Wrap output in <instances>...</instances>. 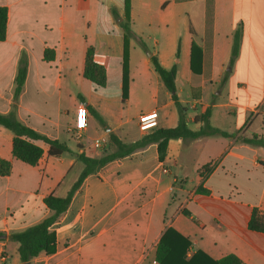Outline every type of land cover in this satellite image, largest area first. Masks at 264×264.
Listing matches in <instances>:
<instances>
[{
    "label": "crops",
    "instance_id": "0c3cea01",
    "mask_svg": "<svg viewBox=\"0 0 264 264\" xmlns=\"http://www.w3.org/2000/svg\"><path fill=\"white\" fill-rule=\"evenodd\" d=\"M0 5L8 8L7 34L0 40V112L14 109L22 122L71 149L53 156L47 142L33 139L44 152L31 165L13 155L14 134L0 124V159L11 162L10 173L0 175V231L7 234L0 239V264H20L19 243L8 235L53 212L44 197L67 194L84 168L78 153L115 151L111 133L124 142L141 138L146 132L139 118L146 112L157 111V127L178 124L179 111L152 65L153 54L167 68L177 65V95L188 126L199 129L196 116L211 105V124L232 135L171 138L164 160L152 142L89 173L51 225L55 251L41 252L30 264H161L157 248L169 228L191 241L187 256L198 250L214 259L234 253L244 264H264V232L248 226L254 206L264 212V147L243 140L264 136V0H215L211 52L199 59V73L191 68V47L193 41L205 47L206 0H130L129 24L146 48L130 40L124 101L125 0ZM237 29L239 53L230 63ZM88 46L106 68L104 86L84 76ZM47 47L54 48L53 60L44 59ZM23 52L27 76L15 98ZM180 77L184 84L178 86ZM83 105L92 109L87 107L88 127L79 130ZM207 163L213 167L203 176Z\"/></svg>",
    "mask_w": 264,
    "mask_h": 264
},
{
    "label": "trees",
    "instance_id": "16d2710c",
    "mask_svg": "<svg viewBox=\"0 0 264 264\" xmlns=\"http://www.w3.org/2000/svg\"><path fill=\"white\" fill-rule=\"evenodd\" d=\"M185 1V0H176ZM215 0H206V34L204 50L200 48L194 41L191 47V68L194 72H200L197 69L199 59H203L206 54L211 52L212 34H213V19H214ZM130 19V0H125V21L121 24L125 31L124 38V55H123V101L128 97L129 89V44L130 40L136 39L139 44L146 48V44L141 36L131 28ZM8 8L0 5V40H4L7 34ZM239 38L240 31L237 29L234 33V41L231 50L230 63L234 61L239 53ZM179 55V47L177 56ZM55 56L54 48L47 47L44 51L45 60H53ZM152 65L155 71L159 74L163 84L169 92L172 93V98L179 109V122L174 127H157L146 132L141 138L133 142H124L116 134H110V141L116 146V150L106 153L100 157L87 155L84 152L78 153V158L84 163V168L73 183L65 196H58L53 193L44 197L46 206L53 212L42 219L21 231L12 232L8 238L19 243L20 264H30L33 257L41 252L52 253L56 249V233L51 229V225L58 219L69 206L71 199L78 189L83 179L91 172L103 166L107 162L117 157H122L130 154L136 149L146 146L149 143L157 142L158 154L161 160H164L167 154V147L171 138H197L207 135H223L231 136L229 133L219 127L213 126L210 122L212 106H206L204 110L196 116L197 120L202 121L199 129L193 130L188 126L186 117V107L182 105L177 95V87L175 83L177 75V65L173 64L167 68L161 64L156 55L151 56ZM28 58L26 53H22L19 59V66L15 76V98L20 94L25 79L27 76ZM84 76L96 83L99 86H104L107 81L106 68L94 59V48L88 46L86 51ZM81 100L84 98L80 95ZM92 109L90 105H87ZM100 121L102 118L96 114ZM0 124L10 129L13 136L12 151L13 155L22 161L35 165L43 155V147L33 142V139H42L49 144L48 153L53 156H60L66 151H71L68 144L59 139H52L47 135L37 131L33 127L22 122L13 109L9 113L0 112ZM243 140L264 147V136L254 134L250 137H243ZM213 163H207L200 169L201 175L205 176L211 171ZM11 170V162L8 159H0V175H8ZM201 189V186L198 187ZM186 215H189L185 211ZM248 226L252 230L264 232V212L257 206H254L251 211V216L248 221ZM7 237V234L0 231V239ZM191 241L169 228L162 236L158 248L157 259L161 264H244L243 261L234 253H229L220 259H214L202 250H198L194 254L187 256L188 248Z\"/></svg>",
    "mask_w": 264,
    "mask_h": 264
},
{
    "label": "built area",
    "instance_id": "2783aa9c",
    "mask_svg": "<svg viewBox=\"0 0 264 264\" xmlns=\"http://www.w3.org/2000/svg\"><path fill=\"white\" fill-rule=\"evenodd\" d=\"M158 114L156 110L146 112L140 115L139 128L145 132H149L157 127ZM89 125V110L87 106H81L78 114V129L85 130ZM101 143L97 142L96 146H100ZM166 171V169H165Z\"/></svg>",
    "mask_w": 264,
    "mask_h": 264
},
{
    "label": "rangeland",
    "instance_id": "374dc122",
    "mask_svg": "<svg viewBox=\"0 0 264 264\" xmlns=\"http://www.w3.org/2000/svg\"><path fill=\"white\" fill-rule=\"evenodd\" d=\"M178 57V56H177ZM135 72H137V69L135 70ZM184 84V80L180 77V79L178 80V86H181V85H183ZM126 108H128V107H126ZM177 109H178V107H177ZM128 110V109H127ZM178 111H179V109H178ZM135 112V111H134Z\"/></svg>",
    "mask_w": 264,
    "mask_h": 264
}]
</instances>
